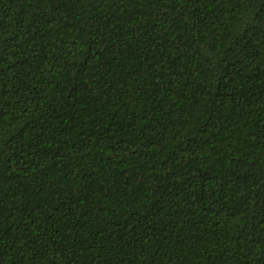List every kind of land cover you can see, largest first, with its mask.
<instances>
[{
	"label": "trees",
	"instance_id": "trees-1",
	"mask_svg": "<svg viewBox=\"0 0 264 264\" xmlns=\"http://www.w3.org/2000/svg\"><path fill=\"white\" fill-rule=\"evenodd\" d=\"M0 264H264V0H0Z\"/></svg>",
	"mask_w": 264,
	"mask_h": 264
}]
</instances>
